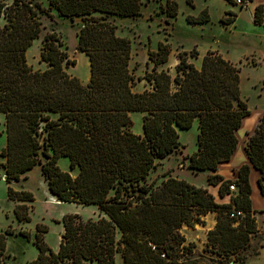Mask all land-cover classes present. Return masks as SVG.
I'll return each instance as SVG.
<instances>
[{
	"label": "trees",
	"instance_id": "16d2710c",
	"mask_svg": "<svg viewBox=\"0 0 264 264\" xmlns=\"http://www.w3.org/2000/svg\"><path fill=\"white\" fill-rule=\"evenodd\" d=\"M141 7V0H47V8L33 0H12L9 5L0 1V115L5 134L0 157L7 200H33L31 193L15 191L10 183L39 166L49 194L58 202L95 206L100 214L95 220L64 215L56 251L44 241L46 227H36L33 244L38 254L29 264H115L117 253L123 264H198L184 259L194 254L179 230L203 226L202 218L211 212L216 224L207 232L204 252L214 255V264H247L256 254L254 249L241 254L258 235L249 165L241 166L233 181L207 177L209 186H218L220 197L230 195L227 204L171 176L156 187L146 182L157 163L180 147L176 131L188 130L194 121L196 150L187 157V168L216 172L230 160L237 145L235 132L250 112L241 99L239 69L214 51H207L199 66L189 61L197 59L195 49L180 51L170 75L161 68L168 61L169 44L158 42L155 51L147 53L150 69L135 78L129 68L131 43L116 34V25L108 19H134ZM52 11L81 20L76 48L89 64L85 86L65 72L75 62L55 33L42 39L39 58L46 68L33 71L27 64L26 52L41 32L40 15L52 17ZM159 12L174 19L176 2L166 0ZM225 15L220 24L230 25L235 14ZM209 20L207 10L186 17L189 24ZM253 24L264 28V3L254 9ZM140 81L147 88L134 92ZM130 113L142 114L141 135L131 131ZM245 152L260 173L258 187L264 198V114ZM61 158L75 171L74 177L60 169ZM232 185L234 191L229 190ZM13 214L18 222L30 221L23 205L15 206ZM15 234L31 237L11 227L0 232V264L6 239Z\"/></svg>",
	"mask_w": 264,
	"mask_h": 264
},
{
	"label": "rangeland",
	"instance_id": "374dc122",
	"mask_svg": "<svg viewBox=\"0 0 264 264\" xmlns=\"http://www.w3.org/2000/svg\"><path fill=\"white\" fill-rule=\"evenodd\" d=\"M0 1L6 5L12 2V0ZM33 1L47 8V0ZM165 1L141 0L142 7L138 17L108 19L116 25V34L129 39L131 43L129 68L135 78L143 76L144 72L150 69V64H146L148 63L147 53L155 51L158 42L169 44L170 55L167 63L161 68L167 70L170 75H174L176 56L180 51L190 52L195 49L198 53L197 59L189 60L195 66H199L201 58L207 51H214L222 55L223 58H227L239 69L241 99L246 104L250 115L255 120L259 119L264 109L263 26L254 25L246 12L239 13L236 6H228L224 0H190V4L187 3V0H173L177 4V15L174 19H167L159 12L160 5H164ZM202 10L208 11L210 20L207 23L189 24L186 22L187 16L196 17ZM229 10L235 11V14L239 16L235 26L231 27L220 24V18L226 17L225 13ZM51 13L52 17L45 14L40 15L41 32L38 39L33 41L26 52L27 64L33 71H42L46 68L39 58L42 39L46 34L55 33L60 37L62 49L66 51L68 59L75 62L74 66H66L65 72L76 77L85 86L89 80V64L85 55L76 48V36L82 25L81 20L76 18L71 21L57 16L54 11ZM2 23L1 20L0 24ZM146 88L147 84L140 81L135 83L132 90L141 92ZM129 116L132 121L131 131L136 135H141L142 114L130 113ZM251 119L253 118L251 117ZM3 121V116L0 115V151L5 146ZM176 132L180 147L175 153L157 163L156 168L149 173L146 182H153L156 187L164 177L171 176L194 187L205 188L209 172H193L187 168V157L196 150L197 122L194 121L188 130H177ZM241 158L243 155L237 156L239 161ZM3 161V158L0 157V232L11 227L15 233L25 231L31 237L26 239L18 234L8 236L2 264H29L37 256L38 251L33 241L38 226L46 227L47 230L43 233L44 241L50 249L57 250L63 231L61 219L64 215H76L83 220H95L99 217V211L95 206L57 204L55 202L57 200L47 190L39 166H35L21 176L18 182L10 183V187L15 191L31 193L33 200L24 203L8 201L6 197L7 184L4 181V172L1 168ZM41 162H44L42 157ZM57 164L61 170L69 172L72 177L75 176V171L69 170L65 158H61ZM252 200L256 206L259 195L255 191ZM17 205L26 207L30 216L29 222H18L15 219L13 209ZM206 228L207 225L202 227L203 230ZM199 231L201 228L195 225L191 228L182 226L179 234L183 237L181 232H185L184 235L187 237H195ZM255 237L261 240L264 238V233ZM258 244L259 241L253 246L250 245L241 254H248L252 249L256 250ZM233 257L231 256L229 259H233ZM184 259L195 260L198 264H214L215 262L214 255L209 252L195 253L193 256L184 257ZM231 262L233 264V261ZM115 264H123L120 253L116 254Z\"/></svg>",
	"mask_w": 264,
	"mask_h": 264
},
{
	"label": "crops",
	"instance_id": "0c3cea01",
	"mask_svg": "<svg viewBox=\"0 0 264 264\" xmlns=\"http://www.w3.org/2000/svg\"><path fill=\"white\" fill-rule=\"evenodd\" d=\"M263 3H264V0H252L251 2H248L247 8L241 9L236 5H231V4H228L226 2V4L228 6H232V7L236 6L238 8V10L240 11L239 13L246 12L249 15L252 23H253L254 9L257 6L262 5ZM248 7H249V10H248ZM229 11H231L232 13L235 14V11H233V10H229ZM238 17L239 16H237V14H235V19L229 25L230 27L235 26ZM225 59H227V58H225ZM263 59H264V45H263ZM263 114H264V110L262 111L260 118L263 116ZM250 117H252L253 119L251 121H248L246 123L247 128L242 130V126L244 124V121H246ZM260 118L255 120V118L253 116H251L250 114H249V116L243 118V120L241 122V126L235 132V135L237 138V145H236L235 151L233 152L230 160L227 162L219 164L217 171L216 172H210L209 171V175H208V176L218 175V176L222 177L224 180L233 181L237 177V170L243 165H249L250 170H249L248 181H249V185L251 188L250 200H251V204H252V209L255 212L254 217H255L256 226L258 229V235H262L263 230H264V222H263L264 198L261 196L260 190L258 187V178L260 176V173H259V171L254 169L249 164V161L247 159V155L245 152V145H246V142L248 140V137L254 133V131H255L258 123H259ZM240 131H242V133ZM238 155H243V158H241L240 161L237 159ZM255 187H256V189H255ZM203 189H206L213 196L215 202L218 204H227L230 201V195L226 194L223 197H220L218 195V186H209L207 184V186ZM254 191L256 194L259 195V200H257L256 206L254 205V202L252 200V195H253ZM259 217H260V221H259ZM202 220L204 221V225H207V228L205 230H203L202 227H204V225L203 226L202 225H195V226L201 228V231H199L195 235V237H192V236L187 237L186 235H184L185 232H181V234L183 235L184 240H185L184 245H188V244L192 245V248H191L192 255L195 253L204 252V249L206 247V242H207V237H206L207 232L214 228V226L216 224V214L215 213H209L206 216H204L202 218ZM258 241H259V244L257 245V248H256V254L248 257V261H247L248 263L247 264H264V238L261 240H258V238H256V237L252 238L250 245L253 246ZM54 251H56V250H54Z\"/></svg>",
	"mask_w": 264,
	"mask_h": 264
},
{
	"label": "built area",
	"instance_id": "2783aa9c",
	"mask_svg": "<svg viewBox=\"0 0 264 264\" xmlns=\"http://www.w3.org/2000/svg\"><path fill=\"white\" fill-rule=\"evenodd\" d=\"M233 2H234V4L236 5V6H238L239 8H241V9H245V8H247V5H248V2L247 1H245V0H233ZM229 190L230 191H234L235 190V188H234V186L232 185V186H229ZM240 213H236V216L237 215H239ZM233 215H231V217H232ZM163 257V256H162Z\"/></svg>",
	"mask_w": 264,
	"mask_h": 264
},
{
	"label": "bare ground",
	"instance_id": "6f19581e",
	"mask_svg": "<svg viewBox=\"0 0 264 264\" xmlns=\"http://www.w3.org/2000/svg\"><path fill=\"white\" fill-rule=\"evenodd\" d=\"M252 119H251V117L250 118H248L246 121H244V124H243V126H242V130H244V129H246L247 128V126H246V123L248 122V121H251ZM241 133H242V131H240ZM244 132V131H243ZM240 136V135H239ZM57 204H59V205H62L63 203H61V202H58V201H55Z\"/></svg>",
	"mask_w": 264,
	"mask_h": 264
}]
</instances>
